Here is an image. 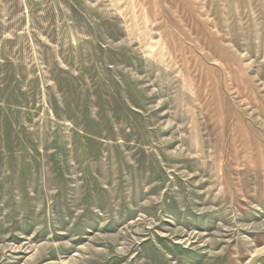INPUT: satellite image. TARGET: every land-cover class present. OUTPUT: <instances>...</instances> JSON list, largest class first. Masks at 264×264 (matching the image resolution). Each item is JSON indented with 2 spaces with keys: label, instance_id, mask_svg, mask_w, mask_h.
<instances>
[{
  "label": "rangeland",
  "instance_id": "obj_1",
  "mask_svg": "<svg viewBox=\"0 0 264 264\" xmlns=\"http://www.w3.org/2000/svg\"><path fill=\"white\" fill-rule=\"evenodd\" d=\"M0 264H264V0H0Z\"/></svg>",
  "mask_w": 264,
  "mask_h": 264
}]
</instances>
